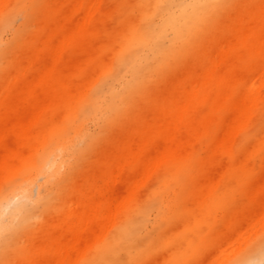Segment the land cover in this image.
Listing matches in <instances>:
<instances>
[{
  "label": "bare ground",
  "instance_id": "bare-ground-1",
  "mask_svg": "<svg viewBox=\"0 0 264 264\" xmlns=\"http://www.w3.org/2000/svg\"><path fill=\"white\" fill-rule=\"evenodd\" d=\"M131 1L0 0V264H264V0Z\"/></svg>",
  "mask_w": 264,
  "mask_h": 264
},
{
  "label": "rangeland",
  "instance_id": "rangeland-1",
  "mask_svg": "<svg viewBox=\"0 0 264 264\" xmlns=\"http://www.w3.org/2000/svg\"><path fill=\"white\" fill-rule=\"evenodd\" d=\"M128 2L129 1H131V0H127ZM137 0H132L131 2V4H133V10H132V20H134L137 16H138V10H137V2H136ZM19 22L20 21H17L16 23H15V26H17L18 24H19ZM113 23L112 22H107V23H105V27H104V31H111L112 29H113ZM12 31H11V29H6L5 31H0V36H1V39L3 40V42H8V41H10L11 40V37H12ZM69 64H71V63H69ZM6 81H0V85L2 84H4ZM107 83H108V80H107ZM109 83H110V80H109ZM263 116V119H262V121H264V114L262 115ZM83 129H84V131L85 132H87V136L84 138V143L85 144H88L89 142H90V139H91V137H93V136H95V135H97L98 133H100V131H101V128L100 127H98L97 125H96V123H95V121H94V119H92V118H86L84 121H83ZM112 133H113V137L114 136H117V133H118V131L117 132H115V131H112ZM111 133V134H112ZM106 147H107V143H105L104 145H102V147H101V152H99V154H101L102 152H103V150H105L106 149ZM98 157V156H97ZM85 167V166H84ZM65 168V167H64ZM84 172V173H83ZM89 172H91V168L89 169V171L88 170H86V171H84V170H82L81 172H79L78 174H77V181H79V180H81L83 177H85V175L87 174V173H89ZM15 181H18V177L16 178V179H14V181L13 182H15ZM54 216V215H53ZM53 216H51V214L47 217V219L49 220L50 218H52ZM6 217V216H5ZM4 217V220L6 219ZM153 219H154V214H151L149 217H148V229L150 228V226H151V223H152V221H153ZM179 228H181V225L180 224H178V225H176V230H178ZM223 243H221V242H219V241H214L211 245H208V246H206L204 249H203V253L201 254V255H203V257L201 258L203 261L204 260H206V259H210L211 257H212V255L215 253V252H217V251H219V250H221V249H223ZM170 254L167 252V251H161V252H159L155 257H154V259L151 261V262H149V263H147V264H160L165 258H168V256H169ZM201 259H198L195 263H193V264H200V261L199 260H201ZM8 264V263H7Z\"/></svg>",
  "mask_w": 264,
  "mask_h": 264
}]
</instances>
